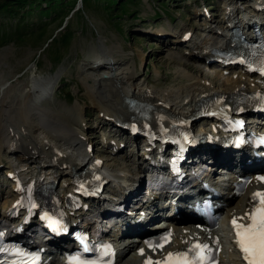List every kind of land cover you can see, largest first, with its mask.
Returning <instances> with one entry per match:
<instances>
[{
	"label": "rangeland",
	"instance_id": "374dc122",
	"mask_svg": "<svg viewBox=\"0 0 264 264\" xmlns=\"http://www.w3.org/2000/svg\"><path fill=\"white\" fill-rule=\"evenodd\" d=\"M4 1L0 0V4ZM108 2L61 0L58 8L52 9L48 15L39 12L46 7L44 1L40 2L37 11L25 17L21 15L28 6L24 9L9 8L14 9L13 15L0 12V80L16 87L22 102L33 93L27 85L31 80L50 78L52 85L48 96L38 103L31 102V120L40 124L38 120H43L44 116L55 119L86 143L88 134L92 133L89 128L98 126L93 131L97 140L94 141L96 146H93L92 155L102 160L108 171L119 172L123 179L132 181L141 160V143L122 137L123 140L119 141H127L128 146L114 157L103 148L102 142L108 130L99 125L101 113L91 98L98 95L109 98L110 94H106L108 84H100L97 88L99 78L110 72L107 69L110 66L102 64L93 70L95 56L111 57L113 73L122 74L127 88L131 85L127 78L133 75L135 84L140 86L137 90L144 86L154 94H163L172 100H178L184 91H192L198 82L214 91H223L226 76L220 77L216 68L199 63L197 66L184 52L189 53L196 47L197 51L202 50L206 41L216 38L214 33L223 32L224 26L219 21L226 20V4L232 5L234 17L241 21L243 16L253 15L254 0H209L212 10L209 19L202 15L200 9L206 5L203 0H128L124 8L118 9L116 4L109 6L111 11L106 10ZM160 31L169 34L171 39L181 36L184 31H190L193 37L186 44L172 42L162 46L151 35ZM183 64L192 65L195 72L186 70ZM199 68L201 72H197ZM244 85L248 86L247 83ZM84 110L88 116L83 115ZM199 125L198 130L202 128V122ZM109 133H114V130ZM39 135L35 137L41 138ZM81 149V145H77L69 151L77 153ZM17 156L5 149L0 150V206L11 201L8 186L11 181L5 175L11 164L20 166L21 158ZM34 167L27 164L24 175L37 170ZM64 180L67 178H63L60 184ZM240 198L232 201V207L239 203Z\"/></svg>",
	"mask_w": 264,
	"mask_h": 264
},
{
	"label": "bare ground",
	"instance_id": "6f19581e",
	"mask_svg": "<svg viewBox=\"0 0 264 264\" xmlns=\"http://www.w3.org/2000/svg\"><path fill=\"white\" fill-rule=\"evenodd\" d=\"M253 5L254 6L264 5V0H254ZM231 6L232 5L230 4H226L225 8L226 11H229L230 14H233V9L231 8ZM202 14L209 17L207 11H202ZM262 14H264V12H262ZM230 21H232V18L230 19V16H228V22ZM250 22H252V20H250ZM262 27L264 28V24L262 25ZM214 34L218 36L217 33ZM151 35H153L152 38H156L157 41L159 40L162 46H168L172 42L175 43L183 42L182 35L179 37L178 36L174 37V39H171V36L167 33H164V31H160L158 33ZM218 44L222 45V40H219ZM203 47H205L203 48L205 49L204 51L203 50L197 51V47H196L193 48L194 50L190 51V53L187 55L191 60H193V62L197 66L198 63H203L206 61L205 57L207 58L209 57V52L206 53V51L211 49V45L209 47L207 46V43H205ZM95 58H96L95 60L96 64L98 62L100 65L104 64L106 66H110L109 68L107 67V69L110 72L109 73L107 72V75H105V77L101 76L99 78L100 83L98 82L97 89H99L100 84L101 86L104 84L106 85L108 84L109 89L106 92V94L107 95L110 94L111 97L109 96V98L104 99L105 97L98 95V96H92L91 98L93 105L98 110V113H101L102 118L99 121V125H101V128H105L106 130H108L109 126L112 124H110V121L108 120L106 121L105 119H103V116H113L115 114L119 118L121 117L129 118L131 115H135L134 113H130L128 111V108L124 103V97H133L145 103L146 105L151 106L153 109L152 110L153 114L163 111H166L170 114H174V113L185 114L186 112L189 111V109H192L202 104L204 100L205 101L211 100V96L215 95L219 99L225 101H229V100L237 101L240 98V96L247 91V89L250 90L256 87L255 82H253L252 84L251 82H249L250 88H245L243 83L239 81V79L242 78L241 76L232 78L230 75L224 78L225 87L227 86L225 91L216 92L210 89L209 87H206V85L198 82L194 84L192 91L190 92L188 91L185 93V91L183 90L184 94L180 93L181 96L179 97L178 100L177 99L172 100L169 99V97L168 98L165 97L163 94L161 95L154 94L151 90H147L148 88H145L144 86H141V89L137 90L140 86H137L135 84L133 75H129L127 78V82L131 84L130 87L128 88L125 87L124 79L121 77L122 74L120 75L113 73L114 63L111 57L102 55L97 57L95 56ZM183 66L185 67L186 70L188 69L194 71L192 70V65L183 64ZM96 68L98 67L95 66L92 67L93 70H96ZM197 72H201V69L199 68V71ZM218 74L220 77L222 76L221 73L218 72ZM204 76L207 75L204 74ZM31 81L30 83L27 82L29 83L27 85L28 88L31 89L33 92V89L36 88L40 89L41 91H45L47 84L50 83L51 80L50 78H47L40 80L38 79L35 80V82H31ZM25 86L26 85L24 84V87ZM88 88L90 89V91L92 90L90 86H88ZM15 90L16 87H14L13 85L10 84L8 85L7 81L0 80V150L5 149L9 154L18 155L21 158V160L19 159L20 167L17 168L12 164L9 166L10 168L9 172L13 175L15 172L19 173V171L21 172L26 171L23 170V168H25L27 164L28 165L32 164L33 166H35L34 169L37 167V170H32L30 174L26 175L28 179L25 183L21 184L20 186L19 185L17 186V194L20 193L21 187L26 186L24 184L28 185L30 182L32 181L34 182L36 180L38 182V180H40L41 177H43V181L45 182L34 185V189L35 188L39 189L40 186H43L44 184L46 185V183L54 181V179H56L57 176L59 177L71 176L73 170L74 171L77 170L78 172L82 171L80 165L84 162L88 163L89 155L83 151L81 152L82 155L81 158H78L77 154L75 156L72 153L67 154L68 148L71 149L73 143L78 142L77 137L71 134L70 130L65 125L59 123L55 119L53 120L51 118H47L46 116H44L42 117L43 120L37 119L38 121H41L39 122L40 124L36 123V121L34 120H31V117H29L31 116L30 115L31 109L28 103L31 102L32 98L35 97L34 93H30L28 96L23 98L24 101L20 102L19 101L20 99L17 96V90L16 91ZM15 110L17 111L16 113ZM83 114H85V116H88V113L85 112V110L83 111ZM154 122L157 123L156 120H154ZM97 127L89 128L92 130H88V131H92V133L90 132V134H88V137H89V142L93 143L94 146H96V143L94 141L97 140V136H95L93 131ZM38 134H40L39 136L41 138L35 137V135L38 136ZM125 134L127 133L125 132L120 133L119 136L125 137L127 136ZM207 152L212 154L211 160H213L212 161L213 165L220 164L222 160L223 162L226 161L225 164L231 165L234 162V159L241 160L244 156L243 154L228 155L220 151L207 150ZM207 152L203 151V155H205L206 157L208 154ZM110 156L112 157V155ZM241 162L243 163L244 160L242 159ZM38 169L41 170V172H36L38 171ZM50 170H55L56 173H53L54 171L51 172ZM49 172H51V174H49ZM139 173H140V169L138 168L137 174ZM20 175L21 174H18L16 176L20 177ZM22 175H24V173H22ZM114 176L119 179V183L121 185L126 184L125 180L122 179L121 176L118 175H114ZM139 184H140L139 178L138 180H136L135 178L134 180H132V182L130 183V190L128 192V196L134 198L135 195L137 196L139 195L138 193ZM120 189H122V187ZM71 192L72 191L68 189L59 198L61 200L66 199V201L70 202L72 199ZM52 199H56V197H53ZM233 199L234 197H232L231 195L229 199H224V201L229 203V201ZM249 201H250L249 195L243 196L241 203H237L235 207H229L227 209V216L234 214L238 216H246V214L250 209ZM118 204L121 203H117V205ZM2 206H3L2 208H4V205ZM102 210L108 211L103 207ZM172 220L177 225L178 221L176 219H172ZM140 247L141 245H134L133 243H131L128 244L125 250L127 253H129L131 250L135 252V250H137Z\"/></svg>",
	"mask_w": 264,
	"mask_h": 264
},
{
	"label": "snow or ice",
	"instance_id": "6c2138e0",
	"mask_svg": "<svg viewBox=\"0 0 264 264\" xmlns=\"http://www.w3.org/2000/svg\"><path fill=\"white\" fill-rule=\"evenodd\" d=\"M256 195L260 198L261 207L256 210V215L250 217L252 226L241 230V225L236 224L235 220L233 225L237 228L238 243L246 254L245 259L249 264H264V194ZM196 247L201 246L196 245Z\"/></svg>",
	"mask_w": 264,
	"mask_h": 264
},
{
	"label": "trees",
	"instance_id": "16d2710c",
	"mask_svg": "<svg viewBox=\"0 0 264 264\" xmlns=\"http://www.w3.org/2000/svg\"><path fill=\"white\" fill-rule=\"evenodd\" d=\"M41 1L47 3L45 9L39 10L41 14H45V15H48L52 9L58 8L59 4H61L60 3L61 0H5L2 4H0V12H8L6 14L13 15L14 9L8 10L9 8L24 9L26 6H28V9L24 11L21 15L22 17H25L26 15H29L30 13L37 11ZM204 1L207 2L208 0H204ZM83 2L84 3L90 2V0H83ZM126 2H128V0H109L106 6V10L111 11L110 10L111 5H115V4L117 5L118 9L124 8ZM64 38H67V36H65Z\"/></svg>",
	"mask_w": 264,
	"mask_h": 264
}]
</instances>
